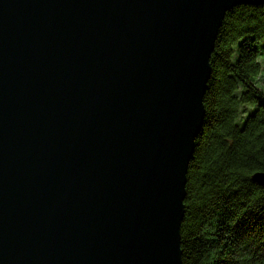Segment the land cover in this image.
I'll return each mask as SVG.
<instances>
[{"label":"water","instance_id":"obj_1","mask_svg":"<svg viewBox=\"0 0 264 264\" xmlns=\"http://www.w3.org/2000/svg\"><path fill=\"white\" fill-rule=\"evenodd\" d=\"M242 5L264 0H0V264H183L210 59Z\"/></svg>","mask_w":264,"mask_h":264},{"label":"trees","instance_id":"obj_2","mask_svg":"<svg viewBox=\"0 0 264 264\" xmlns=\"http://www.w3.org/2000/svg\"><path fill=\"white\" fill-rule=\"evenodd\" d=\"M264 6L227 12L187 175L183 264H264Z\"/></svg>","mask_w":264,"mask_h":264},{"label":"rangeland","instance_id":"obj_3","mask_svg":"<svg viewBox=\"0 0 264 264\" xmlns=\"http://www.w3.org/2000/svg\"><path fill=\"white\" fill-rule=\"evenodd\" d=\"M261 59H264V57H262Z\"/></svg>","mask_w":264,"mask_h":264}]
</instances>
